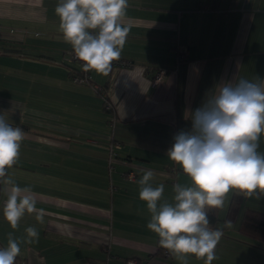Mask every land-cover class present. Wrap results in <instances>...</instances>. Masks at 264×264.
Instances as JSON below:
<instances>
[{
  "label": "crops",
  "instance_id": "crops-1",
  "mask_svg": "<svg viewBox=\"0 0 264 264\" xmlns=\"http://www.w3.org/2000/svg\"><path fill=\"white\" fill-rule=\"evenodd\" d=\"M128 2L120 59L130 66L112 65L108 76L89 71L84 83L72 77L82 65L70 60L59 31L58 0H0V114L25 132L8 174L32 187L46 213L43 224L26 213L12 229L0 192L1 247L9 232L21 239L29 226L39 232L37 242L20 245L15 264H180L159 253L138 180L151 170V183L164 184L162 199L171 202L173 185L190 183L167 156L174 136L191 130L189 114L224 83L264 80V0ZM234 193L240 204L225 221ZM247 208L264 211V195L232 191L218 209L223 236L212 264H264V240L239 229ZM188 264L204 260L189 256Z\"/></svg>",
  "mask_w": 264,
  "mask_h": 264
},
{
  "label": "clouds",
  "instance_id": "clouds-1",
  "mask_svg": "<svg viewBox=\"0 0 264 264\" xmlns=\"http://www.w3.org/2000/svg\"><path fill=\"white\" fill-rule=\"evenodd\" d=\"M128 7V0H58L59 31L83 62L84 72L110 74L130 32V25L123 23ZM189 118L191 130L174 136L167 156L190 183H175L169 202L162 199L165 185L153 186L154 173L147 170L138 180L139 199L150 214L146 227L159 237L160 247L180 264H188L189 256L212 264L223 231L210 226L209 211L223 209L232 191L264 195V153L258 150L264 136V80L242 77L220 85ZM24 138V130L0 114V192L6 197L3 216L12 229L26 213H35L40 224L46 215L36 207L32 187H20L8 174L19 160ZM25 232L26 239L8 233L7 246L0 247V264H15L20 245L39 240L36 227Z\"/></svg>",
  "mask_w": 264,
  "mask_h": 264
},
{
  "label": "trees",
  "instance_id": "trees-1",
  "mask_svg": "<svg viewBox=\"0 0 264 264\" xmlns=\"http://www.w3.org/2000/svg\"><path fill=\"white\" fill-rule=\"evenodd\" d=\"M71 71H74V70L72 69ZM80 72H82V69L78 70V73ZM103 89L104 88L100 86V89L97 92L100 94H103L102 93ZM106 99H109V98L107 97ZM103 106H104V101H103ZM239 204H240V194L234 193L230 201V205L227 210L225 219H224L225 221L234 219L236 212L238 210ZM208 219H209V223L211 227H213L214 229L218 228L217 226L218 221H219L218 209L209 211ZM239 229L244 234H247L259 240H264V211L254 209V208H247L246 210H244V214L242 216ZM158 251L159 253L162 252V247H160V245H159Z\"/></svg>",
  "mask_w": 264,
  "mask_h": 264
},
{
  "label": "built area",
  "instance_id": "built-area-1",
  "mask_svg": "<svg viewBox=\"0 0 264 264\" xmlns=\"http://www.w3.org/2000/svg\"><path fill=\"white\" fill-rule=\"evenodd\" d=\"M69 57H70L71 61L78 62L81 65L83 64L82 61H80L79 59L76 58L73 49L70 51ZM130 64L131 63L129 61L124 60V59H119L117 61H113L112 62V65H119V66H130ZM161 74H162V71L158 73V76L155 78V80H158L160 78ZM72 77H73V79L75 81H78V82H84V83H89L90 82L89 81L90 80V76H89L88 72H84L83 70L80 73H76L75 71H73ZM94 88L96 90H99L100 86L94 85ZM103 101H104V107L106 109H111L112 108L111 102L108 99H106V97H103ZM128 175L130 176V178H133L135 174H134L133 171H130L128 173ZM0 247H1V245H0ZM162 253L164 255H169L170 254L168 250L163 249V248H162ZM124 263L125 264H138V262L134 258L126 259ZM18 264H25V263H18Z\"/></svg>",
  "mask_w": 264,
  "mask_h": 264
},
{
  "label": "rangeland",
  "instance_id": "rangeland-1",
  "mask_svg": "<svg viewBox=\"0 0 264 264\" xmlns=\"http://www.w3.org/2000/svg\"><path fill=\"white\" fill-rule=\"evenodd\" d=\"M4 70H1V72H0V82H2L3 83V80L5 79V76H4ZM0 90L3 92V93H6L5 91H6V85L5 84H2V86H0ZM104 97H106V96H104ZM107 98V97H106ZM109 100V99H108ZM259 151L261 150V141H260V145H259V149H258Z\"/></svg>",
  "mask_w": 264,
  "mask_h": 264
}]
</instances>
